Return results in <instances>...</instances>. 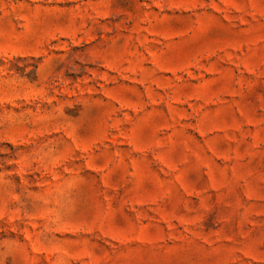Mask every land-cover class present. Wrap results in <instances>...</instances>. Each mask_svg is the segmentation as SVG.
<instances>
[{
	"label": "rangeland",
	"instance_id": "1",
	"mask_svg": "<svg viewBox=\"0 0 264 264\" xmlns=\"http://www.w3.org/2000/svg\"><path fill=\"white\" fill-rule=\"evenodd\" d=\"M0 264H264V0H0Z\"/></svg>",
	"mask_w": 264,
	"mask_h": 264
}]
</instances>
